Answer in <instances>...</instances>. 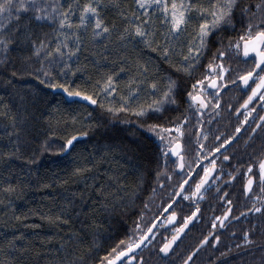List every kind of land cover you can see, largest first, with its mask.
<instances>
[{
    "label": "snow or ice",
    "instance_id": "6c2138e0",
    "mask_svg": "<svg viewBox=\"0 0 264 264\" xmlns=\"http://www.w3.org/2000/svg\"><path fill=\"white\" fill-rule=\"evenodd\" d=\"M239 60L248 67H237L234 61ZM230 85L247 92L235 109H245L243 120L224 138L212 133L206 146L210 132L205 113L211 114L209 123L219 115ZM0 86L7 93H0V139L7 140L0 148L5 168L0 206L5 212L13 209L16 221L37 216L59 228L75 216L85 235L86 228L102 227L96 217L113 212L123 198V174H117L116 164L111 169L105 164L117 154H136L110 134L109 118L125 123L121 117L132 116L139 128L155 135L159 147L151 166L132 156L128 164L137 175V186L150 178L149 194L159 188L165 202L159 205L161 215L143 229L137 224L134 238L118 242L98 264H150L142 254L145 249L175 264L170 257L177 254L181 234L201 220L206 230L179 264H195L205 246L217 250L225 232L230 239L213 264H227L233 249L250 257L241 264H264V113L240 145L247 151L233 147L252 113L250 102H264V0H0ZM57 90L100 112L93 117L87 108L73 107L78 101L71 99L52 103ZM36 124L43 130L37 131ZM257 128L259 145L250 143ZM97 132L100 142L83 154L77 142ZM225 146L231 153L225 154ZM49 153L71 159L70 172L56 175L62 169L55 159L44 165L42 159ZM216 157H221L219 164ZM70 179L84 181L83 190L62 196L63 203L54 202L47 214L32 208L23 214L14 210L13 195L23 199L21 193L29 188L55 191ZM206 198L213 208V201L220 202L219 214L205 217L201 203ZM234 200L242 209L239 213H234ZM248 218L250 226L237 233L233 225ZM165 226H170V235ZM30 236L40 248L52 240L35 232L4 234L0 264H28ZM74 238L82 239L69 235ZM64 248L61 242L58 250ZM52 264L84 261L73 254L54 257Z\"/></svg>",
    "mask_w": 264,
    "mask_h": 264
},
{
    "label": "trees",
    "instance_id": "16d2710c",
    "mask_svg": "<svg viewBox=\"0 0 264 264\" xmlns=\"http://www.w3.org/2000/svg\"><path fill=\"white\" fill-rule=\"evenodd\" d=\"M50 95H53L52 90H48ZM0 93L7 96L4 92V88L0 86ZM76 100L78 104H74L73 107L87 108V111L91 112L93 117H96L100 110L95 105H90L86 101H80L79 98H69L60 91L54 92V99L56 100ZM39 104L43 106V101H39ZM65 107H67L65 105ZM125 120V123H121L120 120L109 118V124L111 127L110 134L115 137L116 140L130 145L136 149V154L132 156L129 154H117L111 163H106L105 168H112L113 164L117 165V174L122 173L123 185L119 186L123 188L122 200L118 207L111 213H101L96 217V220L102 227L95 229L93 227L86 228V235L80 232L83 227L79 219L75 216L69 222L67 227H54L49 225L46 221H41L37 216H30L25 221H16L12 218L13 209L4 211L3 206H0V243H3L2 237L4 234L12 235L16 231H22L26 235L35 232L38 236H52L50 242H46L45 248H40L39 244L30 236L31 252L28 254V264H45V260L48 264H52L54 257L76 255L82 257L84 264H98V261L102 260L106 253L118 242L126 240L128 236H133L136 231V225L139 224L141 229L147 226L154 216L161 215L162 209L159 205L165 202L164 193L158 188L155 194L150 195L151 179H146L145 183L139 187L136 184L137 175L132 170L131 165L128 164L129 156H132L134 161L144 163L151 166L155 159L156 153L159 147V140L154 134L148 132L146 129L138 127L135 117L125 116L121 117ZM35 124V122H33ZM36 130L42 131V125L36 124ZM35 135V133H33ZM101 133L97 132L90 137H82L77 142L78 148L84 150L83 154H87L91 150L92 144L100 142ZM57 141L55 146H58V137L53 138ZM107 142V141H103ZM7 144L6 139H0V148ZM35 147V144L33 145ZM55 159L60 164L61 171L56 172L55 169L51 171L56 172V175L63 177L65 173L70 172L72 167L71 159H65L63 156H54L52 153L43 157L42 162L44 165L52 163ZM19 166L21 161H14ZM5 168L0 165V183L5 178L3 172ZM104 172V168L101 169V173ZM150 176V174H147ZM14 182V181H13ZM84 188V181L77 180L73 182L72 179L68 180L63 186H55L53 189L36 190L35 188H29L25 193H21L23 199H17L15 195L11 197L14 203V210L23 214L28 208L38 209L43 214H47L52 208V204L63 203L62 196L70 198L71 193L80 192ZM135 191V196L133 192ZM48 197H55V201L47 199ZM95 199V197H93ZM147 204V207H145ZM141 211L144 215L140 216ZM137 217H140L137 219ZM83 219V217L81 218ZM37 224L39 228L25 227V225ZM13 225L15 227H13ZM75 233L82 237V239H69V235ZM134 238V236H133ZM61 242H64L65 248L63 251L58 250V246ZM47 244H51V247H47ZM38 252L39 255H34ZM6 254V253H5Z\"/></svg>",
    "mask_w": 264,
    "mask_h": 264
},
{
    "label": "flooded vegetation",
    "instance_id": "af4514ba",
    "mask_svg": "<svg viewBox=\"0 0 264 264\" xmlns=\"http://www.w3.org/2000/svg\"><path fill=\"white\" fill-rule=\"evenodd\" d=\"M234 64L237 67H243L247 68L248 65L244 63L243 60L234 61ZM243 86H229V90L224 93L222 100H221V110L218 116H212V122H208V117L211 115L210 113H205L204 116V124L205 127L209 130L210 135L208 141H205L206 146L212 142V133L216 135H220L222 138L226 137L227 135H231L232 132L235 130V127L240 124L241 120H243V116L245 113V109H241L239 113L235 111L237 107H239L243 103V99L247 95L246 91H242ZM250 90V89H249ZM255 100V98H254ZM264 103V102H261ZM261 103H255L250 102L249 106L252 109L251 115L248 117V121L241 125V133L237 134L240 138L236 141V144L233 145L234 148H236L238 151H247L246 149H241L240 145L243 143L244 138L248 135V133L251 131L252 127H255L256 125L253 123L254 120L258 119L259 114L264 113V108L261 107ZM225 104H231V108L224 107ZM192 123H195V118H193ZM260 129L257 128V134H255V139L250 140V143H255L259 145L260 143ZM194 138V135H193ZM235 139V138H234ZM225 154L231 153L232 149H229L227 146H225ZM215 156V154H213ZM217 163H220L221 157H216ZM171 167V165H169ZM225 169H227L228 165H223ZM175 180V175L173 177ZM240 181L237 180V188L239 186ZM209 199L206 198L205 201L201 203V209L205 213V217H208L210 213L215 212L216 214H219L221 210V204L218 201H213L212 203L215 204V207H211L209 204ZM188 202H184V206L186 209ZM234 205H237L234 208V213H239L242 211V209L238 206L237 202L234 200ZM178 219L180 218V213L178 210ZM161 219L163 217L161 216ZM251 218L248 219H242L239 223H235L233 227L237 229V233H239V230L245 227L250 226ZM169 228V231L165 233L166 235H170V226H165ZM206 230L205 223L203 220L197 222L195 225L189 226V229H185V233H182V239L179 241V247L176 248V255L170 257V261H175V264H179L180 259L186 254L187 251L191 249V247H194L195 244L198 242V238L201 236V234ZM231 229H229L230 231ZM163 231L161 229L159 232H157V239H160V234ZM230 237L227 235V232L222 234V243L218 246L217 250H213L211 247L205 246L202 250L199 251V255L195 256L194 261L195 264H213V257H219V252L223 251L224 247L228 244ZM261 237L259 235V232L257 233L256 240L259 243ZM235 242L238 243V240ZM175 247V246H174ZM242 250L233 249L232 253L229 254L227 259V264H241V260L248 261L250 257L237 255L238 252H241ZM143 255L149 257L150 264H166V262L160 261L159 257H157L154 253L150 254L149 249H145L142 253ZM259 255V253H257ZM217 264H219V261H217Z\"/></svg>",
    "mask_w": 264,
    "mask_h": 264
}]
</instances>
